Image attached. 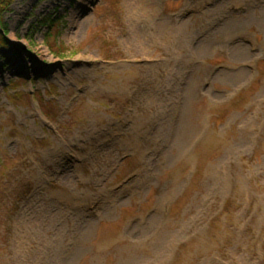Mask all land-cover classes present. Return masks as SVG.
I'll return each mask as SVG.
<instances>
[{"label": "rangeland", "instance_id": "1", "mask_svg": "<svg viewBox=\"0 0 264 264\" xmlns=\"http://www.w3.org/2000/svg\"><path fill=\"white\" fill-rule=\"evenodd\" d=\"M3 16L0 264H264V0Z\"/></svg>", "mask_w": 264, "mask_h": 264}, {"label": "trees", "instance_id": "2", "mask_svg": "<svg viewBox=\"0 0 264 264\" xmlns=\"http://www.w3.org/2000/svg\"><path fill=\"white\" fill-rule=\"evenodd\" d=\"M14 0H0V44L4 45L6 43V39H5V27L6 24L3 22V15L5 12L8 11L10 5L13 3ZM45 21L47 22V26L48 29H50L52 27V25H54V23L56 22L53 19H51V17H48L45 19ZM42 99V98H41ZM46 116H49L48 113H45Z\"/></svg>", "mask_w": 264, "mask_h": 264}]
</instances>
